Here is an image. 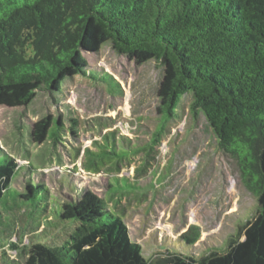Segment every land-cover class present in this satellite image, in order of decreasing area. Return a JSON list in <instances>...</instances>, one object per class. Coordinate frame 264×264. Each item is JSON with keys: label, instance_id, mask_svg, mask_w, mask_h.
<instances>
[{"label": "trees", "instance_id": "trees-1", "mask_svg": "<svg viewBox=\"0 0 264 264\" xmlns=\"http://www.w3.org/2000/svg\"><path fill=\"white\" fill-rule=\"evenodd\" d=\"M106 42L120 55L163 68V120L149 144L119 130L103 134L84 149V169L98 173L103 164L119 178L138 157L143 159L137 170L146 173L166 125L190 95V112L204 115L219 149L255 194L256 213L223 247L199 255L171 251L152 262L130 238L122 203L121 215L114 214L103 197L87 190L61 203L58 221L48 216L49 224H36L25 212L14 217L29 228L0 246L15 250L20 264H264V0H0V106H27L39 91L59 90L74 75L116 86L109 74L90 70L85 57ZM58 126L59 119L45 117L34 124L32 136L59 143ZM69 132L76 135L74 127ZM20 168L0 148V202ZM123 178L140 188L137 179ZM27 189L32 194L35 186ZM18 237H29L31 244L20 247ZM199 238L194 225L181 236L189 246Z\"/></svg>", "mask_w": 264, "mask_h": 264}, {"label": "rangeland", "instance_id": "rangeland-1", "mask_svg": "<svg viewBox=\"0 0 264 264\" xmlns=\"http://www.w3.org/2000/svg\"><path fill=\"white\" fill-rule=\"evenodd\" d=\"M85 57L90 70L109 74L117 85L74 75L65 78L59 90L39 91L27 106H0V148L21 167L0 202V244L29 228L14 217L25 212L36 224L39 220L49 224L48 216L58 221L62 202L90 190L103 197L105 208L114 214L121 215L122 203L130 238L152 262L171 251L199 255L225 246L256 213L258 201L234 161L219 149L204 115L190 112V95L183 97L179 116L166 125L154 166L146 173L137 170L143 159L138 157L117 173L119 178L103 164L98 173L84 169V149L103 134L119 130L141 145L149 144L163 120L158 96L163 68L155 61L140 64L118 54L110 42ZM48 116L63 124L58 126L59 143L49 137L36 142L32 136L34 124ZM71 127L76 135L69 132ZM123 177L137 179L140 188L129 186ZM29 184L35 186L32 194ZM132 192L136 194L125 199ZM66 222L72 225L74 220ZM193 225L200 238L189 246L181 236ZM14 239L20 247L31 244L29 237ZM20 260L15 250L0 246V264Z\"/></svg>", "mask_w": 264, "mask_h": 264}]
</instances>
